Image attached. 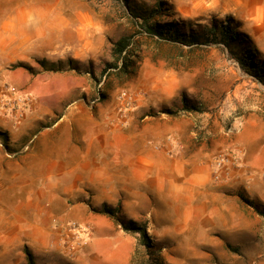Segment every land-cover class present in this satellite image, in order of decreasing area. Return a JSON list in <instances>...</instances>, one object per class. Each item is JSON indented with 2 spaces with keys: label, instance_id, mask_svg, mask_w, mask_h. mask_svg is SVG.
<instances>
[{
  "label": "rangeland",
  "instance_id": "rangeland-1",
  "mask_svg": "<svg viewBox=\"0 0 264 264\" xmlns=\"http://www.w3.org/2000/svg\"><path fill=\"white\" fill-rule=\"evenodd\" d=\"M125 2L0 0V36L8 39L33 36L24 45L21 59H9L6 69L0 67V212L3 185L8 184L3 182V168L7 169L3 166V116L12 117L15 128H19L32 105L18 118L6 110L1 93L6 86H15L20 94L34 100L30 86L33 76L53 80L52 91L58 93L47 97L49 104L67 106L70 92L71 99L92 106L102 103L123 120L133 115L137 136L149 134L146 139L153 147L160 148L176 162L183 159L210 162L211 179L212 163L219 152L236 155L238 165L231 182L222 187H229L230 194H243L264 212V84L244 72L222 45H187L143 31L140 20L129 14V7L142 13L151 9L156 0ZM165 3L163 15L153 19L152 25L174 23L189 30L199 29V24L210 25L214 17L220 20L232 17L242 25L239 30L247 33L264 55V14L260 21H243L232 14L202 11V4L208 5V0H165ZM26 17L28 21L23 20ZM124 36H132L126 54L128 71L109 68L108 63L116 60L114 44ZM68 58L77 61L78 70H44L37 62ZM20 62L32 67V71L17 66ZM184 96L203 111H180L175 115L163 112L164 109L179 111ZM212 182L215 183L213 179ZM241 200L246 205L243 227L211 230L209 235L181 228L182 223L179 227L180 214H151L147 218L138 215V220L132 219L146 223L153 243L162 247L161 264H264V216ZM109 220L97 219V224L107 225ZM0 223L3 227V222ZM114 223L120 250L105 258L99 253L98 264H146L149 258L157 256V252L152 257L148 254L138 234ZM82 227L86 228L84 241L85 234L93 230L87 225ZM111 228L102 227L98 236L112 239ZM230 232L231 236L226 235ZM71 238L76 240L73 231ZM0 264H3V245H0Z\"/></svg>",
  "mask_w": 264,
  "mask_h": 264
},
{
  "label": "crops",
  "instance_id": "crops-1",
  "mask_svg": "<svg viewBox=\"0 0 264 264\" xmlns=\"http://www.w3.org/2000/svg\"><path fill=\"white\" fill-rule=\"evenodd\" d=\"M208 1L202 11L243 21H260L264 14V0ZM32 37L0 36V67L21 59ZM30 79L34 100L25 123L15 128L12 117L3 116V264H27L25 246L38 264H98L99 253L111 255L121 247L115 223L89 203L121 204L135 220L180 214L179 227L205 235L243 227L245 203L229 187L213 184L210 162L169 159L146 139L149 134L136 135L133 115L123 120L102 103L79 102L69 92L67 106L49 104L47 97L58 93L53 80ZM101 218L110 222L97 224ZM69 221L93 230L84 244L72 240ZM104 226L112 239L98 236Z\"/></svg>",
  "mask_w": 264,
  "mask_h": 264
},
{
  "label": "trees",
  "instance_id": "trees-1",
  "mask_svg": "<svg viewBox=\"0 0 264 264\" xmlns=\"http://www.w3.org/2000/svg\"><path fill=\"white\" fill-rule=\"evenodd\" d=\"M124 3L125 0H123ZM165 0H156L155 5L142 13L134 11L132 7H129V14L135 17L136 20H140V26L143 31L165 38L174 42H179L187 45H210L219 44L224 46L238 62L242 70L264 84V58L260 50H258L251 39V37L239 30L242 25L232 17H228V20H220L212 18L210 25L199 24V29L191 27L189 30L183 29L180 25L174 23H159L154 25L151 21L157 16L163 15ZM132 42V36H124L119 41L115 42L113 47V54L116 58L115 62L108 63L109 68H118L119 70L128 71L127 56L128 47ZM37 62L42 66L44 70L51 71H65L66 69L78 70L79 66L77 61L72 58L67 60H58L57 62H49L47 59H38ZM121 62V64H120ZM67 63V65H65ZM17 66L24 67L25 69L32 71V67L26 65L23 62L17 64ZM202 112L203 109L200 105H197L191 101L188 97L184 96L179 111L173 109H164L163 112L171 115L178 114V112ZM240 197L249 205L257 208L255 204L247 199L243 194L239 193ZM92 211L104 214L111 217L118 225H120L125 231L135 233L140 236L141 245L145 246L149 255L156 257L149 258L146 264H161L160 247L155 246L149 233L146 223H140L133 219L128 218L123 213L122 205H112L108 202H103L100 205H94L89 203ZM261 215L264 216V212L258 210ZM238 251L237 249H234ZM24 252L27 257V264H38L36 262L35 255L28 247H24Z\"/></svg>",
  "mask_w": 264,
  "mask_h": 264
},
{
  "label": "built area",
  "instance_id": "built-area-1",
  "mask_svg": "<svg viewBox=\"0 0 264 264\" xmlns=\"http://www.w3.org/2000/svg\"><path fill=\"white\" fill-rule=\"evenodd\" d=\"M3 98V105L6 110L11 113H15L16 117L22 118L26 107L32 104L33 100L31 96L27 94H20L19 90L15 86H6L1 93ZM96 101L93 102H97ZM238 165L236 155H232L226 152H219L212 163V179L216 184L228 185L233 177L235 167ZM71 232L75 234V239L83 244V233L86 228L76 221H69L68 223Z\"/></svg>",
  "mask_w": 264,
  "mask_h": 264
}]
</instances>
